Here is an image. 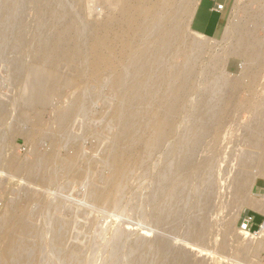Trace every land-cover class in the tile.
<instances>
[{
  "label": "rangeland",
  "instance_id": "1",
  "mask_svg": "<svg viewBox=\"0 0 264 264\" xmlns=\"http://www.w3.org/2000/svg\"><path fill=\"white\" fill-rule=\"evenodd\" d=\"M111 1L0 0V224L1 217L4 219L12 208L29 226L28 231L18 234L20 248L6 264H168V259L181 250L191 258V264L200 260L203 264H264V247H257L264 242L260 233L263 212L247 207L239 210L231 221L229 247L223 252L188 234L192 221L202 214L195 207L201 204L206 180H216L218 188L234 174L241 177L247 173L239 163L245 152L264 149V115L254 122L260 124L256 148L246 145L247 141L239 137L241 132H225L230 125L234 129L238 124L251 127V114L242 109L232 123L237 126L230 123L222 132L223 151L220 149L212 172L210 166H203L194 174L175 169L181 156L191 153L193 161L203 158V144L193 148L189 138L199 133L197 126L203 121L209 120L213 132L216 130L215 119L204 114L210 105L213 109L221 104V96L239 106L251 104L255 99L249 95L250 90L260 91L256 84L250 86L243 70L256 69L259 82L264 83V0H234L225 28L227 40L223 36L204 39L190 31L188 22L197 0L190 5L187 20L178 16L185 43L204 48L196 56L193 74L184 85L188 92L182 109L173 118L175 132L164 145L140 149L139 161L117 182V192L111 196L116 205L110 200H96L91 191L114 183L108 150L120 125L114 114H123L124 119L127 104L120 100L115 73L103 75L100 85L87 74L76 78L78 70L89 66L87 48L95 28L118 13L121 0L116 4ZM72 21L79 28L81 59L72 64L48 53L46 60H39L46 42L52 51L62 47L56 39L57 30ZM240 39L257 45L258 59L246 57L243 50L231 53ZM254 41L260 42L261 49ZM114 49L119 52L118 42ZM218 58L221 63L217 69L214 65ZM167 59V64L182 65L184 56L172 52ZM220 79L226 83L220 87L216 84L219 88L213 85L215 93L203 91L205 82ZM235 81L240 85L233 87ZM37 94L42 95L43 101L34 98ZM75 102L77 109L65 120L64 130H59L60 114L69 111ZM151 105L133 104L132 108L149 109ZM42 157L51 159L47 162L48 158ZM66 160L73 164L67 165ZM28 165H34L35 176L25 172ZM263 181L256 178L247 193L246 197L255 204L264 202V192L255 188ZM168 182L171 188L164 197L162 191L168 188ZM220 191L222 188H218ZM257 215L262 216L261 222L253 228ZM245 218L252 219L247 232L240 230ZM159 240L168 245L166 252L155 247ZM5 244L0 238V253Z\"/></svg>",
  "mask_w": 264,
  "mask_h": 264
},
{
  "label": "bare ground",
  "instance_id": "2",
  "mask_svg": "<svg viewBox=\"0 0 264 264\" xmlns=\"http://www.w3.org/2000/svg\"><path fill=\"white\" fill-rule=\"evenodd\" d=\"M111 2L116 4L118 0H112ZM120 3L121 5L117 9V15L113 16L103 25L98 26L97 30L95 28L93 35L89 39L87 48V52L89 53L87 57L89 58V66L87 69L81 68L76 72L77 79H81L82 76L88 75L96 85L101 84V77L103 75L115 73L114 83L115 86H117L116 89L118 90V94L120 93V100L127 104L126 119L122 118L123 114L119 115L117 112L114 114L120 119H117L120 125L119 131L114 136L108 150V163L113 167L115 173L114 183L112 186L91 191V196H94L96 200L100 202H107L110 200L112 204L115 205L117 201L115 198L114 201H112L111 196L117 192V182L120 180L123 172L139 161L140 149L164 145L175 132L173 118L182 109L183 103L186 101V93L188 92V88L184 87V85L187 84L189 77L193 74L192 71L196 58L201 54V50L204 48L203 45L200 44L188 45L183 40L181 34L179 17L183 19L188 17L190 5L193 3V0H121ZM194 8L191 11L190 18ZM78 34L79 28L75 21L59 27L56 39L59 43L61 42L62 47L57 48L56 51H52L48 48L49 45H47L46 42V45L42 48L43 53L38 55L39 60H46L48 58V53H50L52 58L55 56L61 61L73 62L72 64H74V62L76 63L83 56L82 46L80 42H78ZM197 36L202 37L199 35ZM227 39L228 34L224 31L223 40ZM117 42L120 44L119 52H115L114 49V44ZM254 42L256 43V41ZM251 44L249 45L247 40L240 39L235 44L238 46L231 49V53H238L243 50V55L246 53L245 56L248 55L250 59L254 56L258 59L257 53L260 50L257 48V45ZM256 44H260V42ZM257 49L259 51H257ZM172 52H178L184 56L182 65L167 64L169 62L167 57ZM258 56H260V54ZM59 59L57 61H59ZM216 61L214 66L218 69L221 59L218 58ZM125 70H128L129 75H126L127 72L125 73ZM243 73L245 77H249L251 82L250 86L256 84L260 87V91L256 90V92H253L250 90L249 95L255 100L251 104L239 106L237 103L226 102L224 97L221 96V104L214 105L215 107L213 109L210 105L211 109H207V112L204 114L206 115L205 117L215 119L216 130L213 132L212 127L209 125V120H207L208 122L203 121L200 126H197L199 133L189 138L191 142L190 145L193 148L200 143L203 144L204 156L199 161H193L192 159L194 158L191 159L189 156L191 154L190 151V154L187 156L180 155V161H178L179 163L175 168L177 171L186 170L194 174L195 171L201 169L203 166H210L212 172L216 159H218L216 157L219 156L221 149L222 132L228 124L235 122L236 114L238 116V112L242 109L247 110V112L251 114V127H248L249 124L246 126L241 125L242 128L241 126L239 127V124L238 127H236V124H232L236 125L235 127L237 129H234V126L230 125L227 126L229 128L225 129V132L226 130H230L228 133H232L237 130L241 132L239 137L247 141L246 145L252 146L251 148L253 149L257 147V135H259L260 124H255L254 122L257 117L264 115V83H260V74L256 69L251 70L250 67L244 69ZM214 79L217 78L215 77ZM225 81L226 80H208V82H205L207 87L205 86V88L202 89L207 93H215L214 88L216 87L212 86H217L216 84H219V87L224 86L226 83ZM35 84L39 85L37 82ZM232 85L233 87L238 86L240 82L235 81ZM34 98L43 101L41 94H37ZM220 100L218 98V101ZM133 104L152 105L149 109H136L132 108ZM77 107L78 103L75 102L71 104L69 111L60 114L58 119L59 130H64L65 120L77 109ZM252 124L254 126H252ZM232 134L237 135L236 133ZM208 139L210 140L206 141ZM180 142L181 139L177 143ZM244 155V159L239 163L241 169L244 168L247 173L243 174L245 175L244 177H242L243 175L239 177L237 174H234V177L230 179L229 182L224 183L222 186L219 184L218 188H222L220 192L224 193L218 192V182L216 180H210V178L206 180L205 191L203 190L205 193L202 194L201 204L195 207L199 212L201 211L202 214L192 221V229L188 231V234L194 240H198L199 242H210L221 252L226 251L229 247L228 242L230 237H228V234L231 221L237 217L239 210L247 207L259 213H264V202L255 204L246 197L251 187H253L254 180L256 178L264 179V149L259 147L254 151L245 152ZM40 158H38L37 161H39ZM44 158L42 157V159ZM46 158L45 161L48 160L47 162L51 159V157ZM9 161L12 162L10 159ZM66 161L67 165L69 164L70 166L71 160ZM44 168L45 167H43V169ZM33 169L34 165H28L25 167V172L31 174L32 171L34 172ZM37 171H39L38 168ZM225 171L224 169V172ZM33 176L35 175L33 174ZM49 180H52L51 175H49ZM166 186L168 188L165 190L166 187H164V192L162 191L164 197H166L165 195H167V192L171 188V183L168 182ZM15 212L16 211L11 208V211L7 216H4V219L1 217L3 221L0 224V238L4 240L6 244L4 250L2 249L3 251L0 253V264L9 263V261L14 258L17 250L20 248L18 234L29 230V226L24 222L23 218H21V215ZM219 212L221 213L218 214ZM260 233L264 237V223L260 227ZM156 245H158V247ZM167 246L168 245L162 240H159L158 244H155V247H157V249L160 248L162 252L167 251ZM257 247L263 248L264 242H259ZM182 251L183 250L177 251L173 254L174 256L168 259V264H191V258L187 256L186 252ZM200 261H196L197 263L193 264H203Z\"/></svg>",
  "mask_w": 264,
  "mask_h": 264
},
{
  "label": "crops",
  "instance_id": "3",
  "mask_svg": "<svg viewBox=\"0 0 264 264\" xmlns=\"http://www.w3.org/2000/svg\"><path fill=\"white\" fill-rule=\"evenodd\" d=\"M234 0H197L189 21V29L193 33L209 40L221 39L233 6ZM216 5L223 8L216 11ZM255 188L264 192V181L256 184ZM262 216L254 217L252 226L257 228Z\"/></svg>",
  "mask_w": 264,
  "mask_h": 264
},
{
  "label": "built area",
  "instance_id": "4",
  "mask_svg": "<svg viewBox=\"0 0 264 264\" xmlns=\"http://www.w3.org/2000/svg\"><path fill=\"white\" fill-rule=\"evenodd\" d=\"M222 6L221 5H216L215 7V10L216 11H220L222 10ZM251 221L252 219L251 218H245L241 221V224H240V230L244 231V232H247L249 231V226L251 224Z\"/></svg>",
  "mask_w": 264,
  "mask_h": 264
}]
</instances>
